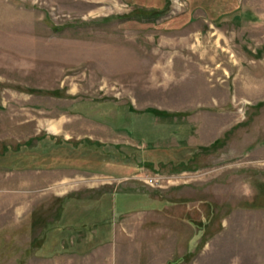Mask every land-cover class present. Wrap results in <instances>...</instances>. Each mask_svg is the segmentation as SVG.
<instances>
[{
  "label": "rangeland",
  "instance_id": "rangeland-1",
  "mask_svg": "<svg viewBox=\"0 0 264 264\" xmlns=\"http://www.w3.org/2000/svg\"><path fill=\"white\" fill-rule=\"evenodd\" d=\"M57 234L264 264V0H0V264Z\"/></svg>",
  "mask_w": 264,
  "mask_h": 264
},
{
  "label": "crops",
  "instance_id": "crops-1",
  "mask_svg": "<svg viewBox=\"0 0 264 264\" xmlns=\"http://www.w3.org/2000/svg\"><path fill=\"white\" fill-rule=\"evenodd\" d=\"M110 243L112 244L113 242L111 241V242H108L106 244H110ZM59 245L60 246H55V248L57 250H55V252H53V254H51L50 256L49 255H47V256L46 255H41L42 257H40L42 260H56V261H51V263H49L48 261H39L36 264H69V263H71V261H68V260L67 261H62V259H67L65 257L66 255H69V257H70V256H74V254L76 255L78 253L68 254V253H65V252H60V250H63L65 247H61V246H64L61 243ZM102 245H104V242L96 243V244H94V246L92 248H90L91 251L89 253H87V254H78V255L83 256L82 258H90L92 256L97 257V254L99 253L98 249ZM75 248H78V247L75 246ZM31 262L32 261H28L27 264H32Z\"/></svg>",
  "mask_w": 264,
  "mask_h": 264
},
{
  "label": "trees",
  "instance_id": "trees-1",
  "mask_svg": "<svg viewBox=\"0 0 264 264\" xmlns=\"http://www.w3.org/2000/svg\"><path fill=\"white\" fill-rule=\"evenodd\" d=\"M82 214H86V218H88L89 219V216L91 215V214H93V211L92 210H89L88 212H81ZM67 217H69V216H67ZM98 221H100V220H98ZM103 222V221H102ZM102 222H100V226H102ZM84 225H86V223L84 222ZM95 226H96V224H95ZM97 227H98V224H97ZM96 227V229H97V235L99 236V232H100V235H102V233L104 232V231H102V229H98ZM58 235V234H57ZM59 236L60 235H58V236H56L55 238L57 239V241H56V243L55 244H52V247H49V246H51V244L49 245L48 243H44V245H42V248H41V250L45 253L46 251H48L49 253L50 252H54L55 250H57L56 248H55V246H60L59 244L61 243L60 242V239H59ZM98 241H101V240H98ZM105 241V240H104ZM94 244H96V243H91V245L92 246H94ZM48 246V247H47ZM41 247V246H40ZM85 248H90V246L88 245L87 247H85ZM53 250V251H52Z\"/></svg>",
  "mask_w": 264,
  "mask_h": 264
}]
</instances>
